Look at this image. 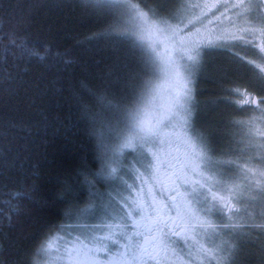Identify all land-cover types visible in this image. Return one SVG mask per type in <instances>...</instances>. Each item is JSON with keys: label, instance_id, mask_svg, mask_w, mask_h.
Listing matches in <instances>:
<instances>
[{"label": "snow or ice", "instance_id": "6c2138e0", "mask_svg": "<svg viewBox=\"0 0 264 264\" xmlns=\"http://www.w3.org/2000/svg\"><path fill=\"white\" fill-rule=\"evenodd\" d=\"M141 2L84 0L98 12L111 14V34L129 41L134 49L140 48L146 56L145 67L152 79L145 82L133 108L123 113L120 119L127 133L121 149L132 148L140 154L137 161L140 168L135 169L140 186L137 188L135 182L129 184L119 177L116 159L105 161L95 176L121 179L122 186L107 193L91 192L94 202L74 216L70 214L69 218L74 222L61 225L40 245L34 264H40L39 258H43L46 264H174L179 258L178 252L185 250L189 258L193 253L216 258L232 251L231 246L225 248L217 244L220 230L242 229L244 224H220L213 220V216H220L227 208L231 221L242 210L230 206V200L241 203L245 192L264 195V186L248 179L249 173L264 177V171L257 173L245 166L241 169V177L247 183L232 179L229 184L223 179L225 172L222 168L235 162L215 160L214 149L207 140L199 135H189L193 115L190 107L192 78L212 51L219 50L232 57L234 62L258 70L256 79L260 84H264V63L247 60L232 51L222 38L203 40L199 29L195 33H185L178 25L157 21L153 18L154 13L150 17L151 10L141 8ZM181 7L194 9L201 5L182 0ZM229 7L236 11L238 18L246 19V26L240 30L242 34L233 35L231 39L243 40L246 45L258 49L259 59L264 60V11H261L264 0H237ZM195 20L199 21L200 17ZM192 23L188 21V24ZM188 24H184V28ZM257 40L261 42L257 43ZM12 43L15 45V41ZM25 53L36 55L27 47ZM162 79L170 84L164 96L159 83ZM227 91L237 99L226 102L240 108L254 106L258 111L249 121H238V124L251 127L264 122V95L257 100L251 92L238 87ZM168 128L173 129L171 134L165 131ZM176 129L180 130V136H176ZM171 143H178L185 149L180 157L169 159L170 153L161 155L163 146ZM86 183L94 187L93 181L86 180ZM23 196V193L12 194L13 199ZM157 196L165 197L164 202L158 201ZM248 199L255 201L256 195H250ZM90 220L98 222L91 223ZM101 254L105 257L103 262L99 259ZM220 259L224 261L231 257L220 255ZM232 264H235L234 259Z\"/></svg>", "mask_w": 264, "mask_h": 264}, {"label": "trees", "instance_id": "16d2710c", "mask_svg": "<svg viewBox=\"0 0 264 264\" xmlns=\"http://www.w3.org/2000/svg\"><path fill=\"white\" fill-rule=\"evenodd\" d=\"M112 24L84 0H0V264H34L40 245L111 182L95 176L104 144L152 79L142 50ZM123 163L119 177L130 179ZM251 250V264H264V244Z\"/></svg>", "mask_w": 264, "mask_h": 264}, {"label": "rangeland", "instance_id": "374dc122", "mask_svg": "<svg viewBox=\"0 0 264 264\" xmlns=\"http://www.w3.org/2000/svg\"><path fill=\"white\" fill-rule=\"evenodd\" d=\"M187 2L188 4H199L201 7L194 9L182 8V0H142L140 6L145 11L151 10L149 11L150 17L154 13L153 18L157 21H167L173 26L178 25L184 29L185 33H195L196 29H199L200 38L203 40L216 41L218 38H222L232 47V51L238 52L247 60H257V62L264 63V60L259 59L258 49L251 48L243 40L234 41L231 39L233 35H241L240 30L246 26V19L238 18L236 11L229 7L237 0H187ZM261 11H264V7ZM202 12L205 15H201ZM197 16L200 17L199 21L195 20ZM190 20L194 23L188 24ZM184 24H188V27L184 28ZM246 38L251 39V37ZM256 42L260 43L261 41L257 40ZM257 71L247 64L241 65L239 61L234 62L232 57L217 50L212 51L211 55L205 58L202 67L195 71L192 78L190 107L193 115L189 135H199L207 140L214 149L213 158L215 160L235 162L234 164H225L222 168V171L225 172L223 179L229 184L232 183V179L247 183L241 177V169L245 166L257 173L264 171V135H262L264 133V122H257L251 127L247 124L237 123L238 121H249L251 117L258 114V111L254 106L240 108L234 103L226 102V100L234 101L237 99L236 96L229 95L227 91L237 87L251 92L259 100L262 96L260 94L264 93V84H260L256 79ZM159 83L161 85V95L164 96L170 84L163 79ZM165 131L171 134L173 129L168 128ZM120 132L112 142L114 143L112 146L104 144L103 154L106 155V160L116 159L119 165L124 160L123 164L128 167L129 171H127L128 174H131V177L130 179L123 178V180H126L129 184L135 182V185L139 188L140 181L135 178V169L140 168V164L137 162L140 158L139 151H134L132 148L121 149L120 146L123 143L124 136L127 135L124 126ZM175 134L180 136V130L176 129ZM184 151L185 149L178 143H171L163 146L161 155L164 156L170 153L171 155L168 158L172 159V157H180ZM116 153L120 154L115 155ZM172 162L175 163V160ZM141 171H143L142 168ZM248 179L259 181L260 185L264 186V177L253 176L249 173ZM105 185L108 187L102 193L121 187V184L117 185L115 180L108 181ZM250 195H256L255 201L248 199ZM157 199L163 203L165 197L157 196ZM96 202L98 203V201ZM229 204L232 207L241 208V213L233 216L230 221L228 219L230 213L227 208H224L220 216H213V220L220 224H244L242 229L222 228L219 232L217 244L221 247L231 246L232 248L231 252L221 253L220 255L231 257V259L221 261L220 255L213 258L211 255L205 257L198 256L196 253H193L192 257L189 258L187 250H185L183 253L178 252L179 258L174 261V264H232L233 259L235 264H251L252 259L256 260V256L251 250V244L259 246L264 244V195L245 192L241 203L237 204L235 200H230ZM89 222L95 223V220ZM177 239L180 244H183L182 240ZM205 247H208V245L205 244ZM262 257L264 258V256ZM99 259L103 262L104 255L101 254ZM39 260L40 264H46L43 258H39Z\"/></svg>", "mask_w": 264, "mask_h": 264}]
</instances>
